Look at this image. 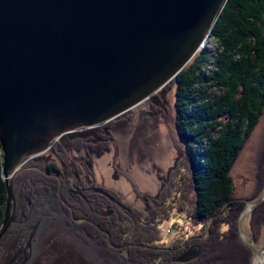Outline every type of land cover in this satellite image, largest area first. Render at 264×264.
<instances>
[{
	"label": "water",
	"instance_id": "obj_1",
	"mask_svg": "<svg viewBox=\"0 0 264 264\" xmlns=\"http://www.w3.org/2000/svg\"><path fill=\"white\" fill-rule=\"evenodd\" d=\"M226 0H0V145L10 176L55 139L118 117L201 49Z\"/></svg>",
	"mask_w": 264,
	"mask_h": 264
},
{
	"label": "trees",
	"instance_id": "obj_2",
	"mask_svg": "<svg viewBox=\"0 0 264 264\" xmlns=\"http://www.w3.org/2000/svg\"><path fill=\"white\" fill-rule=\"evenodd\" d=\"M210 35L220 48L214 55L216 69H202L209 57V50L204 48L176 78L177 130L186 143L195 190L190 218L195 227L203 228L165 248L155 243L153 235L150 238L142 232L124 234L121 224L124 220L130 225L131 218L118 209H112L113 217L101 215L95 206L87 207L92 212L84 210L77 221L63 216L64 230L76 234L96 264H127L125 260L130 261L128 264H252V249L243 243L237 227L245 203L234 197L230 170L264 111V0H226ZM2 165L0 145V226L7 200ZM58 168L57 163H50L46 170L51 174H42L27 167L17 176L22 194L13 214L15 231L23 230L26 235L28 227L30 237L33 227L36 232L42 222L60 226L58 214L64 205L58 200ZM86 200L90 202L89 198ZM121 206L126 209L123 203ZM254 211L251 231L254 240H258L260 230L256 225L264 219V203ZM112 228L122 229L121 234ZM160 237L156 235V241ZM56 239L51 238L48 244L63 248ZM130 242L145 243L148 248L135 252Z\"/></svg>",
	"mask_w": 264,
	"mask_h": 264
},
{
	"label": "rangeland",
	"instance_id": "obj_3",
	"mask_svg": "<svg viewBox=\"0 0 264 264\" xmlns=\"http://www.w3.org/2000/svg\"><path fill=\"white\" fill-rule=\"evenodd\" d=\"M204 48L209 50V57L202 69L207 72L216 69L214 55L220 48L218 41L209 34L183 70L197 60ZM177 76L117 118L87 129L79 128L55 139L48 151L26 158L18 173L10 176L14 201L10 225L0 237V264H96L76 234L64 230L66 223L62 221L66 215L77 221L76 217L80 213L84 215V210L92 212L87 208L89 206H95L101 215L108 217L115 215L112 209L121 210L120 213L131 218L130 225L124 220V224L120 223L124 234L142 232L150 238L153 235L155 243L165 248L172 241L203 228L202 225L195 227L190 218L195 190L186 143L180 138L176 124ZM80 139L85 140V144L79 143ZM1 151L3 160L2 148ZM53 162L61 171V175L56 174L61 185L58 200L64 205L58 214L61 215L60 226L50 221L42 222L36 232L33 227L30 237L28 227L25 228L26 235L23 230L15 231L13 214L22 194L17 176L27 167L51 174L46 167ZM230 174L234 197L245 203L237 220L239 236L252 249V264H264V219L256 225L260 230L258 240H254L251 231V221L256 217L254 210L264 203V111ZM40 184L43 185V180ZM122 203L126 209L122 210ZM112 229L121 234L122 229ZM154 235L161 237L156 241ZM51 238H57L63 248L53 243L50 246ZM130 244L135 247V252L148 248L145 243ZM129 262L125 260V263Z\"/></svg>",
	"mask_w": 264,
	"mask_h": 264
},
{
	"label": "bare ground",
	"instance_id": "obj_4",
	"mask_svg": "<svg viewBox=\"0 0 264 264\" xmlns=\"http://www.w3.org/2000/svg\"><path fill=\"white\" fill-rule=\"evenodd\" d=\"M211 30H212V29H211ZM130 111H131V110H130ZM116 118H117V117H116ZM78 129H79V128H78ZM78 129H77V130H78ZM75 131H76V130H75ZM75 131H74V132H75ZM164 157H165V156H164ZM164 187H165V186H164ZM105 191H106V190H105ZM110 192H111V191H110ZM150 197H151V196H150ZM147 198H148V197H147ZM124 202H125V201H124ZM130 205H131V204H130ZM261 257H262V256H261ZM261 259H262V258H261ZM259 260H260V259H259ZM259 260H258V261H259Z\"/></svg>",
	"mask_w": 264,
	"mask_h": 264
},
{
	"label": "flooded vegetation",
	"instance_id": "obj_5",
	"mask_svg": "<svg viewBox=\"0 0 264 264\" xmlns=\"http://www.w3.org/2000/svg\"><path fill=\"white\" fill-rule=\"evenodd\" d=\"M82 129H87V128H82ZM9 263H11V262H9ZM9 263H8V264H9Z\"/></svg>",
	"mask_w": 264,
	"mask_h": 264
}]
</instances>
